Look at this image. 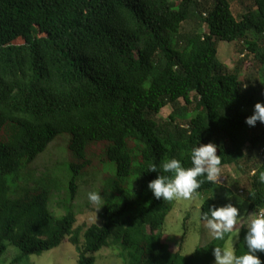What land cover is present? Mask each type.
<instances>
[{"label": "trees", "instance_id": "16d2710c", "mask_svg": "<svg viewBox=\"0 0 264 264\" xmlns=\"http://www.w3.org/2000/svg\"><path fill=\"white\" fill-rule=\"evenodd\" d=\"M219 41L245 44L254 64L244 73L246 58L222 62ZM257 102L264 0H0V259L14 246L15 263L26 264L68 240L76 264H97L113 244L125 264H210L232 231L189 256L184 238L170 246L162 227L173 203L153 197L147 184L157 173L147 170L170 158L190 167L191 149L214 142L220 167L249 174L250 211H263L264 123H245ZM56 139L70 155L67 183L56 165L40 175L29 168ZM101 173V225L53 213L56 191L74 200L79 178ZM197 179L204 182L195 192L210 194L202 218L219 207L212 194L221 186ZM246 232L243 224L236 256L247 251ZM256 254L264 264V252Z\"/></svg>", "mask_w": 264, "mask_h": 264}, {"label": "rangeland", "instance_id": "374dc122", "mask_svg": "<svg viewBox=\"0 0 264 264\" xmlns=\"http://www.w3.org/2000/svg\"><path fill=\"white\" fill-rule=\"evenodd\" d=\"M232 9L233 12L237 14L241 11L242 7L234 2L232 4ZM15 43H25V39L18 38L15 40ZM244 47L245 44L239 45L234 41L231 43L219 41L218 57L230 67L236 64L238 58H246L247 61L244 65V73H246L248 71L247 67L250 64V66H252L254 63H252V53ZM242 49L243 51H240ZM171 111L172 107L168 106L163 109L160 116L167 117ZM64 143V140L56 139L51 143L48 150L45 151L46 153H41L36 160L29 165V168L35 169V173L40 175L48 168L51 169L56 165L55 172L60 175L66 173L65 176L67 179H64L63 182H69L70 175L67 174L69 171L64 169L65 166H68V163L67 165L62 164V162L70 159L69 153L61 148ZM220 169L221 171L217 182L221 187L215 189L212 195L219 200V207L232 204L239 209L240 217L234 225L231 237L224 247V249L230 248L235 254L234 250L240 238V229L243 224L247 227L251 217L255 214L250 211L249 203L243 195V193H245L244 190L248 191L250 188L249 174L245 173L243 168L240 166L238 167L236 164L222 166ZM113 170H115V167H113ZM94 177L95 176L92 175L86 176L84 181H81L82 177L79 178L78 184L80 188L74 200H71L69 193L66 197L67 192L64 189L59 192L56 191L54 194L58 197H52L49 203V207L53 213L59 216L73 211L77 216L76 226L86 228L93 223L101 225L103 223L101 217L102 207L96 210L98 205L91 203L87 198V194L90 191H97L100 193L104 176L103 173H101L96 179H93ZM241 190H243V192H241ZM209 196L210 194L206 195L194 192L190 199L185 200L183 198H177L172 200L173 208L166 218L162 231L165 241L175 249H178L182 238H184L182 248V254L184 256L191 255L197 247L210 242L214 238L212 231L207 227V221L201 218L202 203L205 198ZM19 252V249L16 247H9L7 254L0 259V264H16L14 260ZM77 254L76 247L68 240H64L57 248L46 251L40 255L28 256L25 258L24 262L26 264H76ZM97 256V264L126 263L120 255V247L117 244L103 248ZM210 264H215V259Z\"/></svg>", "mask_w": 264, "mask_h": 264}, {"label": "clouds", "instance_id": "9594fccd", "mask_svg": "<svg viewBox=\"0 0 264 264\" xmlns=\"http://www.w3.org/2000/svg\"><path fill=\"white\" fill-rule=\"evenodd\" d=\"M257 121L264 123V103L261 102H257L253 113L245 118V123L249 126H255ZM217 147L214 142L194 146L190 153V167H184L177 158H170L159 167L155 164L150 165L147 171L157 173L156 177L147 184L153 197L165 201L177 198L187 200L204 182L197 177L204 176L207 181L216 182L221 171V158L217 154ZM259 179L264 182V173L260 174ZM87 198L94 205H98L96 210L104 205L101 203V194L97 191H90ZM239 217V209L232 204L221 207L209 206L208 211L202 215L216 240H223L225 235L233 230ZM244 242L247 251L239 256H236L230 248L222 250L214 247L212 255L215 264H262L256 253L264 252V211L251 217Z\"/></svg>", "mask_w": 264, "mask_h": 264}, {"label": "built area", "instance_id": "2783aa9c", "mask_svg": "<svg viewBox=\"0 0 264 264\" xmlns=\"http://www.w3.org/2000/svg\"><path fill=\"white\" fill-rule=\"evenodd\" d=\"M264 211V210H263Z\"/></svg>", "mask_w": 264, "mask_h": 264}]
</instances>
